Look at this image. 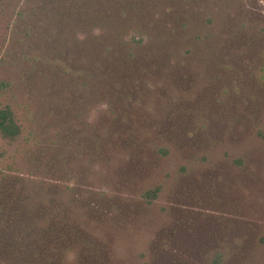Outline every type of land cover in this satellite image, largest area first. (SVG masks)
Masks as SVG:
<instances>
[{
  "label": "rangeland",
  "instance_id": "1",
  "mask_svg": "<svg viewBox=\"0 0 264 264\" xmlns=\"http://www.w3.org/2000/svg\"><path fill=\"white\" fill-rule=\"evenodd\" d=\"M0 109V264H264V0H0Z\"/></svg>",
  "mask_w": 264,
  "mask_h": 264
},
{
  "label": "trees",
  "instance_id": "2",
  "mask_svg": "<svg viewBox=\"0 0 264 264\" xmlns=\"http://www.w3.org/2000/svg\"><path fill=\"white\" fill-rule=\"evenodd\" d=\"M8 112L5 110L0 109V128L4 130L5 127H3V121L7 118Z\"/></svg>",
  "mask_w": 264,
  "mask_h": 264
},
{
  "label": "clouds",
  "instance_id": "3",
  "mask_svg": "<svg viewBox=\"0 0 264 264\" xmlns=\"http://www.w3.org/2000/svg\"><path fill=\"white\" fill-rule=\"evenodd\" d=\"M94 34L99 35V30L97 29Z\"/></svg>",
  "mask_w": 264,
  "mask_h": 264
}]
</instances>
